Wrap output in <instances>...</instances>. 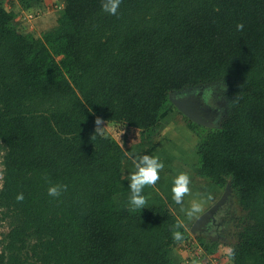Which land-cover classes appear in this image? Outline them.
I'll return each instance as SVG.
<instances>
[{
    "label": "trees",
    "instance_id": "trees-1",
    "mask_svg": "<svg viewBox=\"0 0 264 264\" xmlns=\"http://www.w3.org/2000/svg\"><path fill=\"white\" fill-rule=\"evenodd\" d=\"M42 1L0 0V214L14 221L0 264L213 259L220 242L192 237L171 205L134 209L121 195L131 191L125 162L159 157L162 114L178 111L170 95L218 83L231 105L219 126L182 114L185 127L198 176L229 185L248 217L229 264H264V0H122L117 15L102 0H61L52 28L22 33L17 18ZM97 117L139 131L146 147L128 155L96 132ZM50 182L67 190L49 196Z\"/></svg>",
    "mask_w": 264,
    "mask_h": 264
},
{
    "label": "rangeland",
    "instance_id": "rangeland-1",
    "mask_svg": "<svg viewBox=\"0 0 264 264\" xmlns=\"http://www.w3.org/2000/svg\"><path fill=\"white\" fill-rule=\"evenodd\" d=\"M2 2H10L11 0H1ZM62 5L61 0H43L41 6L35 13L23 14L17 18L21 19L22 22H19V30L24 34H30L37 37H40L44 34L45 31L52 28L56 18L58 16V9ZM8 9L10 7L7 6ZM219 85H210V86H200L187 89L182 92H178L172 94L173 97H182L189 94L200 93L204 94L205 96H211L212 99H215L216 102L220 104L221 110L220 113L217 115V119L214 122L215 127H218L220 122L226 116V114L231 109V105L229 100L225 96L226 86L223 83H218ZM212 87V88H210ZM171 101V100H170ZM197 103V102H196ZM160 129L158 131V138L161 139L163 146H160L162 150H157L156 154L161 158V156H170L173 158L174 165H183V161L179 159L183 158L184 152L190 153L192 156L186 165H193L197 164L196 158V135L191 133L188 129H186L185 119L181 113H179L174 107H170L166 112L162 114L160 124ZM103 129L100 130L103 134H110L113 138H115L127 151L128 155H132L135 150L145 148L146 141L141 136V133L133 128H129L122 123H107L103 122L101 126ZM157 137H155V142ZM162 152V154H161ZM194 153V154H193ZM166 154V155H165ZM185 165V166H186ZM183 166V167H185ZM188 167V166H187ZM1 177V174H0ZM211 184V183H210ZM0 186H1V179H0ZM214 188H217L213 185ZM229 188L230 193H228L227 200H226V208L223 209L221 207V212L224 210L225 219L219 220L220 223L217 222V228L213 229L210 235H202L207 236V238L211 241L217 240L220 242L218 246V252L216 253L213 259L209 260L206 258H201L202 264H229L228 262V252L230 251L229 244H232L236 241L237 236L241 228L247 224L248 217L246 212L242 209L239 204L238 198L233 194V190L229 185H227L224 189L217 188V199L213 202V205L218 203L221 198L224 196L226 189ZM212 205V206H213ZM3 208V207H2ZM6 209H3V213ZM2 215L0 214V251L4 250L6 242V234L9 230L13 227L14 221L12 217L7 216L5 218H1ZM188 217V216H183ZM190 227H188L189 229ZM191 232V228L189 229ZM201 234V233H200ZM192 235V234H191ZM195 237V234L192 237ZM33 241L30 239L27 243ZM196 248V247H195ZM197 253L191 251L189 253L182 252V256L186 259L188 255L191 254L192 258L194 256H198ZM218 258L216 261L214 258ZM191 258V257H190ZM186 261V260H185ZM198 259L194 258V260L189 264H198ZM185 264V263H183Z\"/></svg>",
    "mask_w": 264,
    "mask_h": 264
},
{
    "label": "crops",
    "instance_id": "crops-1",
    "mask_svg": "<svg viewBox=\"0 0 264 264\" xmlns=\"http://www.w3.org/2000/svg\"><path fill=\"white\" fill-rule=\"evenodd\" d=\"M159 147L156 149V151L162 150ZM190 155H191L190 153L184 152L182 156L184 157L185 160H189L192 157ZM161 157H163L164 160L172 159L170 158V156L167 155L166 156L163 155ZM185 165L186 164H183L182 166L171 165L168 168H166V170H163L160 173V180L157 182V184L154 187L146 186L143 190V194L146 196L147 199L145 206L149 205V203H155L160 205L161 204L171 205L174 208L176 214H179L180 219L185 224V226L187 227L190 226V228H192L197 218H199L203 213L207 212L212 207L213 202L215 201V199H217V188H214L211 182L198 176V168L196 163L193 165L192 164L186 166ZM125 167H126L125 172L127 175H131L136 170L133 161L125 162ZM181 172H187L190 175V179H191L190 193L183 198L182 204H177L173 200L172 188L174 186L175 178ZM130 197H131V191H127L121 195V199L127 205L132 206L130 204ZM193 201L197 202L200 205V210L194 212L191 216H189L188 212L191 210V205ZM220 207L216 210L217 213ZM216 212L214 213V215L216 214ZM183 216H188V217H183ZM207 222L205 223L203 228L207 227L206 226ZM196 233H198V230L196 231Z\"/></svg>",
    "mask_w": 264,
    "mask_h": 264
},
{
    "label": "clouds",
    "instance_id": "clouds-1",
    "mask_svg": "<svg viewBox=\"0 0 264 264\" xmlns=\"http://www.w3.org/2000/svg\"><path fill=\"white\" fill-rule=\"evenodd\" d=\"M122 3V0H102V9L104 12L111 15H117L118 9ZM244 24H237V30L243 31ZM240 97L237 95L234 102H238ZM103 123L100 117L96 119V132L102 130L100 127ZM135 171L130 175V204L134 209H143L147 199L143 194V190L146 186H155L160 180V173L164 170V164L160 161L159 157L151 156L148 154L137 157L133 160ZM191 179L187 172H181L174 180V186L172 188L173 200L177 204H182L183 198L190 193ZM67 190V185L56 183L52 184L48 188V195L52 197H59L63 191ZM24 199L23 193L17 195V201L22 202ZM200 210V205L193 201L191 210L188 215L191 216L194 212ZM174 238L180 239V233L174 232Z\"/></svg>",
    "mask_w": 264,
    "mask_h": 264
},
{
    "label": "water",
    "instance_id": "water-1",
    "mask_svg": "<svg viewBox=\"0 0 264 264\" xmlns=\"http://www.w3.org/2000/svg\"><path fill=\"white\" fill-rule=\"evenodd\" d=\"M169 98L178 111H180L184 116L194 123L205 127H215L214 117H210L209 114L203 113V109L199 110L198 104L193 101V98H176L172 95H170ZM228 193H230L229 188L226 189L224 196L218 203L216 202V204H214L207 212L203 213L199 218H197L191 228V233L193 235L196 234V231L201 229L208 219L214 216L216 210L226 202Z\"/></svg>",
    "mask_w": 264,
    "mask_h": 264
},
{
    "label": "flooded vegetation",
    "instance_id": "flooded-vegetation-1",
    "mask_svg": "<svg viewBox=\"0 0 264 264\" xmlns=\"http://www.w3.org/2000/svg\"><path fill=\"white\" fill-rule=\"evenodd\" d=\"M183 98H193L194 102H197L198 104V109L201 110L203 109V113H207L210 115V117H214V122L217 119V115L220 113L221 107L220 104L218 102L215 101V99H212V97L210 96H205L204 94H202V92H198V93H194V94H189L182 96ZM182 114V113H181ZM221 208V207H220ZM221 212V211H220ZM219 218H218V214L216 212V214L212 217L208 219L207 222V227L203 228L201 227V229L198 230L199 234H206V235H210L211 231L215 228H217V222H218Z\"/></svg>",
    "mask_w": 264,
    "mask_h": 264
},
{
    "label": "built area",
    "instance_id": "built-area-1",
    "mask_svg": "<svg viewBox=\"0 0 264 264\" xmlns=\"http://www.w3.org/2000/svg\"><path fill=\"white\" fill-rule=\"evenodd\" d=\"M32 14V13H31ZM31 14H29V15H31ZM0 161H1V158H0ZM0 166H1V163H0Z\"/></svg>",
    "mask_w": 264,
    "mask_h": 264
}]
</instances>
